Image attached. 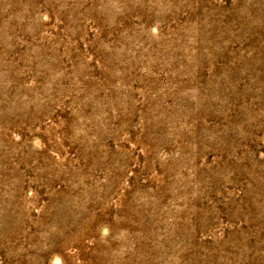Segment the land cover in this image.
<instances>
[{
	"label": "rangeland",
	"instance_id": "rangeland-1",
	"mask_svg": "<svg viewBox=\"0 0 264 264\" xmlns=\"http://www.w3.org/2000/svg\"><path fill=\"white\" fill-rule=\"evenodd\" d=\"M0 264H264V0H0Z\"/></svg>",
	"mask_w": 264,
	"mask_h": 264
}]
</instances>
